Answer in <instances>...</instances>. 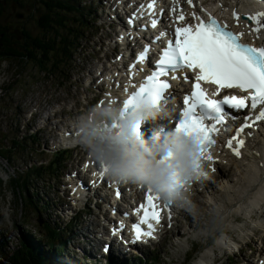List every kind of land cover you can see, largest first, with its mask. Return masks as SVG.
<instances>
[{
    "label": "rangeland",
    "instance_id": "374dc122",
    "mask_svg": "<svg viewBox=\"0 0 264 264\" xmlns=\"http://www.w3.org/2000/svg\"><path fill=\"white\" fill-rule=\"evenodd\" d=\"M3 1V0H0ZM12 3H16L13 1ZM8 8V12H11V6ZM19 12L29 13L26 11L29 8L25 5L24 8L19 7L16 3ZM82 6L94 12V17L98 21V26L106 25L105 34L95 36L94 34H86L78 44L77 53L72 60V64L75 65L71 73L73 80L62 82L44 77L43 73L33 76L29 79L25 76L27 69L23 71V76L19 82H13L12 85H7L9 89H2L3 85L8 84L9 79H12V74L15 70L9 71V64L4 62L0 67V75L4 73L9 74L1 78L0 76V138L1 133L13 136L17 134V125L21 132L19 137L27 134H31L32 130L28 128L25 123L33 122L36 120L37 126L46 127L47 138L50 139L51 134L55 131V135H58L56 130L58 127H62V130H66L72 126L73 121L76 119L77 113H84L88 108L98 101H104V98L108 97L106 92L108 89L106 77L108 73L114 72V62H118L120 59V53H114L110 50L114 45L115 29L108 27L110 17L108 16V7L105 0H83ZM213 5V4H212ZM214 6V5H213ZM101 7V9H99ZM104 7V9H102ZM95 9H98L95 11ZM100 19V20H98ZM29 23H37L36 16L28 19ZM105 36L112 37V40H107ZM117 54V55H116ZM31 71V68H29ZM69 77V78H70ZM9 91V92H8ZM98 97V99L96 98ZM93 102V103H92ZM101 105V103L99 104ZM25 125V126H24ZM24 126V127H22ZM263 129H261V132ZM41 138V136H40ZM6 142V141H4ZM40 147H38V150ZM46 154V153H44ZM18 155V154H17ZM42 154H40L41 156ZM65 158V157H64ZM86 156L84 150H72L69 156L65 159L66 173L72 172V168H76L84 162ZM235 165L231 161H223L220 167L217 169L216 174L210 176L204 181L203 186L196 187L190 192L191 205H187L183 211H180L177 219L168 223L166 228L162 231V238L160 244H156L150 250H155V256L158 259L157 264H257L261 255L264 254V212L260 208H256L255 212L251 216H246L247 212L235 214L237 220H232L231 226H221L216 228V221L214 220V210L212 211L211 205L214 203V199L221 203L219 195L223 194L222 185L227 181V174L230 178L236 181ZM35 173V171H33ZM239 174V173H238ZM37 174H34L36 176ZM240 176V174L238 175ZM49 176L47 175L46 178ZM225 181V182H224ZM30 193L35 194L37 188L53 192L54 189L50 186H44L42 183L30 185ZM2 188H0V197L2 196ZM27 190H23L20 194V199L16 197L15 201H19L20 208L18 212L13 213L12 216L6 214L5 217L2 213L0 215V226H5V219L12 218L16 222V226L11 228L7 227L6 232L9 236L16 237L17 242L19 237H24V229L21 227L22 222L29 220L30 227L36 229L32 221H38L39 213L33 211L27 217V212L24 210V200L22 193H26ZM5 194V192H3ZM104 195V193H103ZM108 197V196H107ZM195 198L197 201L195 202ZM227 200L226 198H222ZM2 201V198H0ZM41 201V200H40ZM65 198L60 197L56 201H52L49 205L43 202L44 208L41 207V212L44 219L48 218V223L52 226L56 224L64 232V242L67 244L65 254L62 256L69 264H109L108 258L104 261L101 256V249L103 243L101 242L99 249L94 248L92 254L85 253L83 248L85 245L79 243L84 242L88 245L94 242V238L89 232L95 229H101L103 223H105L101 216L105 212L104 210H98L91 202L85 205V202L79 205V208L85 206L83 215L77 211H72L70 205L67 204ZM93 201V200H92ZM227 202V201H225ZM100 204V200L98 201ZM15 203L8 204L7 207H18ZM107 203H105V206ZM195 206V209H194ZM108 209V208H107ZM4 213L7 212V208H4ZM23 212L25 213L23 215ZM100 213V218L97 221V216L89 217V214ZM76 216V217H74ZM188 216V220L184 217ZM4 217V220L2 219ZM192 220V221H189ZM72 222L67 225V222ZM180 228H177L179 226ZM215 224V225H214ZM176 225V227H175ZM27 232V231H26ZM86 234L89 237L81 236L80 234ZM231 235L232 240H226L227 234ZM35 237L34 241H39L40 235L37 233L32 234ZM97 238H102L97 235ZM229 241L230 247L224 248L219 243L223 240ZM16 245V244H15ZM11 246V244H10ZM232 247V248H231ZM243 248L241 253L238 250ZM44 251L48 252L47 247L43 246ZM4 250L1 248L0 242V264H31L28 251L20 253V259L16 262L9 260V256L13 253V249L8 248ZM139 252L127 255L123 261L129 260L130 263L145 264L147 259H151L149 253ZM48 255V253H43ZM52 254V253H49ZM104 254V253H103ZM152 260V259H151ZM261 261V260H260ZM122 263H128L122 262ZM63 264V263H62Z\"/></svg>",
    "mask_w": 264,
    "mask_h": 264
},
{
    "label": "snow or ice",
    "instance_id": "6c2138e0",
    "mask_svg": "<svg viewBox=\"0 0 264 264\" xmlns=\"http://www.w3.org/2000/svg\"><path fill=\"white\" fill-rule=\"evenodd\" d=\"M188 3L191 5L192 0H188ZM258 3L262 5V10L246 14L245 19L252 25L249 34L259 40L264 33V0H258ZM154 4L155 0L148 4V9H153ZM232 14L234 19L239 22V13L233 10ZM193 16L199 23L185 24L184 26L179 25V22L185 19L183 13L176 17L177 26L174 30V38L169 39L166 47L162 49L151 74L147 75L136 90L123 101L122 116L131 115L136 111L139 108L138 99L145 94L153 106H159L161 103L167 105L171 98L167 93L172 88L168 79L170 73L172 74L171 80L180 79L176 75L179 71L188 70L195 73L191 93L184 96V107L178 121L173 126L177 132L193 135L198 139L199 159L203 162L213 160L210 149L217 143L216 136L220 132L218 126L225 124L226 119L231 115L228 110L239 111L248 108L249 101L253 110H256L258 106H264V44L257 47L242 42L244 33L231 31L227 23L221 24L211 14H209L207 22L195 16V13ZM159 23L160 21L157 19H152L150 26L155 29ZM166 34V31L162 32L155 39L158 41ZM149 52V47L143 49L130 66V73L137 64L148 59ZM183 79L187 82L189 77L184 75ZM202 83L216 86L211 96L202 87ZM224 89H239L247 95H225L222 99L212 98L218 96ZM117 102L118 99L107 101L108 104ZM134 105L136 106L133 107ZM261 120H264V107L260 108L254 119L245 118V123L237 128L235 135L227 141L225 147L240 157L241 149L245 145V129L253 127ZM168 123L170 124V122ZM116 126L113 125V127ZM138 129L139 125H136L137 134H139ZM248 135L250 136L251 133ZM234 144L235 146H233ZM94 162L98 164L101 176L108 174L107 166L96 159ZM177 183L183 186V181L179 178H177ZM146 188L148 193L146 202L136 210L143 214L140 222L133 225V243L139 241L143 236H154L153 221L155 224H159L161 221L159 201H164L163 207L166 209H170L172 205L171 200L162 199L150 186ZM117 195H119V191H117ZM144 225H146V230L142 227Z\"/></svg>",
    "mask_w": 264,
    "mask_h": 264
},
{
    "label": "clouds",
    "instance_id": "9594fccd",
    "mask_svg": "<svg viewBox=\"0 0 264 264\" xmlns=\"http://www.w3.org/2000/svg\"><path fill=\"white\" fill-rule=\"evenodd\" d=\"M122 110V104H105L78 116L72 127L82 130L80 143L117 181L150 186L177 206L191 205L189 186L206 176L198 139L161 123L172 118L171 109L163 103L138 108L131 115L122 116ZM146 122L153 125L151 138L135 131L136 125Z\"/></svg>",
    "mask_w": 264,
    "mask_h": 264
},
{
    "label": "trees",
    "instance_id": "16d2710c",
    "mask_svg": "<svg viewBox=\"0 0 264 264\" xmlns=\"http://www.w3.org/2000/svg\"><path fill=\"white\" fill-rule=\"evenodd\" d=\"M15 1L19 7L25 5L30 12L39 14L37 34H33L26 22L16 21L8 13L6 5ZM81 0H3L0 1V55L10 58L13 66H19L18 74L23 76L26 67H31L25 76L35 72L44 73L52 79H65L73 70L72 60L78 41L84 37V29H91V18ZM35 26V24H33ZM32 41V42H31ZM31 42V43H30ZM16 79L15 82H19ZM58 232L51 233L48 242L51 250L60 249ZM21 247L9 256L12 262L20 259V253L28 251L31 264H62L61 256L44 255L38 245L31 244L25 236ZM7 247V243H3ZM154 262V260H152ZM149 263V264H153ZM64 264V263H63Z\"/></svg>",
    "mask_w": 264,
    "mask_h": 264
},
{
    "label": "bare ground",
    "instance_id": "6f19581e",
    "mask_svg": "<svg viewBox=\"0 0 264 264\" xmlns=\"http://www.w3.org/2000/svg\"><path fill=\"white\" fill-rule=\"evenodd\" d=\"M193 2V1H192ZM196 7L195 11L204 15L216 17V13H222L225 17L226 23L237 31L244 33V39L247 42L259 43L261 40L256 39L254 35L249 34L251 23L246 19L242 21V17H245L246 14L255 13L262 10V5L258 3V0H195ZM214 6H213V5ZM183 9L189 14V11L192 10L187 5V0L182 5ZM235 10L240 15V21L237 22L234 17L231 16ZM226 11H229L227 13ZM193 13V11H190ZM32 42V41H31ZM30 42V43H31ZM110 83H116L117 88L120 90L123 88L121 83L116 82L114 76L110 78ZM126 89L131 87V83L128 81L125 86ZM122 94V92H119ZM176 94H174L175 96ZM119 96L116 93L113 99H118ZM108 104V103H106ZM263 131L259 133L258 137L254 136L256 133H251L249 136L248 133L245 135V146L241 149V156L237 157L234 153H230L227 149L223 148L221 151V160L227 161L229 158H232L233 166L235 165V176L237 177L236 181L230 178V175L227 174V181L222 185L223 194L219 195L222 200L221 203L214 199V203L211 205L212 211L214 210V220L216 221V228L221 226H231L233 224L232 220H237L235 214L247 212L246 216H251L256 208L264 209V124L262 126ZM258 134V133H257ZM78 135L75 139L78 140ZM254 137V138H253ZM68 137H65L64 140H67ZM240 176H238L239 174ZM222 198H226L224 200ZM41 201L49 205L53 197L41 193ZM191 200V195H190ZM197 199L195 198V202ZM227 201V202H225ZM195 209V206H194ZM196 210V209H195ZM264 212V210H262ZM188 220V216L184 217ZM192 221V220H189ZM180 228V222L178 223ZM81 236H86V234H80ZM231 235L228 233L226 240L230 239ZM85 248L84 252H91V248H88L84 242ZM101 242L98 239H94L93 245L96 250L99 249ZM226 244L225 239L219 243L220 246ZM231 246V245H230ZM229 246V247H230ZM150 252H155L152 250ZM121 260L122 256L120 257ZM260 260L264 261V254L261 255ZM259 261L257 264H259ZM264 264V263H263Z\"/></svg>",
    "mask_w": 264,
    "mask_h": 264
},
{
    "label": "water",
    "instance_id": "95a60500",
    "mask_svg": "<svg viewBox=\"0 0 264 264\" xmlns=\"http://www.w3.org/2000/svg\"><path fill=\"white\" fill-rule=\"evenodd\" d=\"M14 9H16V7H15V6H14ZM18 17H20V18H21L22 16L18 15Z\"/></svg>",
    "mask_w": 264,
    "mask_h": 264
}]
</instances>
